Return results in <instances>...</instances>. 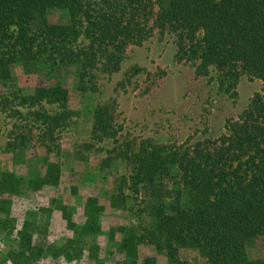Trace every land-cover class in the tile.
<instances>
[{
  "label": "trees",
  "instance_id": "1",
  "mask_svg": "<svg viewBox=\"0 0 264 264\" xmlns=\"http://www.w3.org/2000/svg\"><path fill=\"white\" fill-rule=\"evenodd\" d=\"M154 38L170 40L177 61L233 100L243 76L260 80L262 90L222 134L180 146L120 140L114 114L97 105L92 134L113 143L102 170L118 160L127 169L110 206L128 210L145 192L139 213L149 222L137 241L172 264L185 248L204 264H264V255L250 254L264 240V0H0V84L12 80L14 66L37 63L52 83L18 98L23 107L60 106L55 114L32 112L53 135L72 116L62 75L73 71L82 94L100 91L101 74L118 73L129 48Z\"/></svg>",
  "mask_w": 264,
  "mask_h": 264
},
{
  "label": "rangeland",
  "instance_id": "2",
  "mask_svg": "<svg viewBox=\"0 0 264 264\" xmlns=\"http://www.w3.org/2000/svg\"><path fill=\"white\" fill-rule=\"evenodd\" d=\"M54 15L66 19L64 12ZM59 79L70 89L72 116L53 135L32 112L55 114L60 106L23 107L18 98L52 83L37 63L14 66L12 80L0 84V264H143L147 257L172 264L137 241L149 222L139 213L145 192L130 200L128 210L110 206L115 180L127 169L118 160L102 170L113 143L92 134L93 111L99 104L110 109L120 140L180 146L222 134L226 120L243 112L262 82L243 76L233 100L177 61L170 40L158 38L129 48L118 73L96 79L100 91L79 92L73 71ZM250 254L264 255V240L253 243ZM177 264L204 259L185 248Z\"/></svg>",
  "mask_w": 264,
  "mask_h": 264
}]
</instances>
